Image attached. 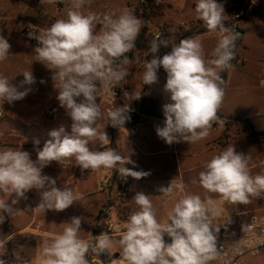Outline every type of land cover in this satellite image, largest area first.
<instances>
[{
	"label": "clouds",
	"instance_id": "clouds-1",
	"mask_svg": "<svg viewBox=\"0 0 264 264\" xmlns=\"http://www.w3.org/2000/svg\"><path fill=\"white\" fill-rule=\"evenodd\" d=\"M90 2L69 0L71 7L66 18L55 20L39 34L29 32V37L38 41L35 61L52 70L58 91L56 99L72 121L71 131L63 125L51 129L42 148L35 147L40 144L35 140V160L22 147L0 149V193L11 198L10 203V199H0V223L6 215L18 211L14 206L27 199L26 194L33 189L40 197L36 207L43 214L48 210L63 211L78 201L71 187H58L55 178L43 173L53 161L62 164L74 159V165L82 172L114 169L123 178L140 179L149 174L126 168L133 161L112 147H104L110 139L97 126L102 117L117 128L130 119L129 106L110 109L104 117L97 99L129 75L121 65L130 63L126 54L136 48L141 20L128 9L118 16L84 14L81 9ZM195 13L204 27L218 36L211 58H205L201 40L193 36L172 45L170 52L157 55L161 45L168 46L157 36L149 43L152 58L143 64V85L157 83L160 68L166 73L163 90L169 102L163 105L164 126L157 127L156 133L169 145L181 141L197 143L210 135L213 125L221 119L218 113L225 94L221 74L234 67L231 62L236 57L239 33L232 30L229 34L223 23V6L217 0H196ZM97 24L101 25L99 31ZM10 48L8 40L0 35V61L8 58ZM22 74L24 79L19 85L0 74V102L12 104L29 94L35 77L31 70ZM91 142H98L102 150L90 149ZM249 159L230 145L213 155L199 172L198 181L194 179L192 183H199L206 193L218 194L223 201L248 204L250 197L264 194V174L253 176ZM173 180L169 186L158 189L170 198L174 193L180 194L163 222L157 219L149 195L139 191L132 198L139 210L129 215L118 240L125 264H210L217 258L220 229L212 227V219L218 215L216 201L207 195L202 199L200 195L183 194L185 184ZM81 223L82 217L74 216L65 222L58 236L50 241L45 239L39 246L40 264H89V251L102 253L113 247L107 232L95 236L93 241L82 239ZM165 235L171 238L170 243L165 242ZM4 243L0 240V246Z\"/></svg>",
	"mask_w": 264,
	"mask_h": 264
},
{
	"label": "crops",
	"instance_id": "crops-1",
	"mask_svg": "<svg viewBox=\"0 0 264 264\" xmlns=\"http://www.w3.org/2000/svg\"><path fill=\"white\" fill-rule=\"evenodd\" d=\"M140 3L141 0H91L90 3H86L82 7L81 11L84 14L92 12L101 16L105 13L118 16L124 9H128L141 20L142 27L145 22L139 13ZM195 3L196 0H166L165 13L167 16H179V25L184 22L203 23L196 17ZM217 3L224 8L223 23H226L229 20L232 0H217ZM70 7L69 0H57L56 3H47L46 0H0V35H3L11 45L8 58L0 61V74L12 79L11 83L14 85H19L20 81L24 79L22 73L31 70L36 80L30 86L31 91L24 99L12 104L6 101L0 102V110L7 119L3 126L4 133L0 134V149L22 147V150L29 151L31 158L35 160V140L40 141V144L35 147L42 148L44 142L49 139L48 132L51 129L63 125L67 131H71L72 121L66 115L65 110L59 106L56 99L58 91L54 88L52 70L35 61V46L27 43L22 37V32L26 28L41 30L50 27L57 19L66 18V13ZM100 27L101 25L97 24L96 31H99ZM238 27L242 32L238 49L243 64L240 68L232 67L227 70L224 84L225 94L219 113L227 117H238L246 120L256 131L264 132V13L253 15L248 12ZM197 37L203 44L205 58H211V53L218 40L217 34L205 33ZM170 51L169 47L167 49L160 48L159 53L165 54ZM151 58L152 55L150 54L148 60ZM142 71L144 72V67H141L133 76L132 93L126 99L124 106L130 107L137 100V95L141 93L144 86L142 77L141 84L137 88H135L134 82ZM141 74L143 76V73ZM162 77L166 79L164 71ZM41 80L44 83H41ZM25 87L29 86L26 85ZM108 94L109 92L97 99L104 117L107 116L105 98ZM120 100L121 96L118 95L115 107L122 106ZM165 103L166 101L155 98L150 91V85H147L146 93L136 109L139 118L137 130L131 131L123 125L119 130L113 132L115 149L120 155L129 156L133 161V163L126 164V168L142 172H166L169 168V161L173 157L177 169L176 178H165L159 181L163 184L162 186H169L173 179L174 183H179V173L184 176L203 169L205 163L213 155L232 145L237 152L250 157L249 169L253 176L264 174V138L259 141L253 140L244 129V125L236 122L221 120L219 126L212 127L210 135L206 139L197 143L189 144L181 141L171 145L167 144L156 133L157 127L164 126L163 105ZM45 114L50 117L47 118ZM97 126L101 131L105 130L110 139V143L104 147H111L112 136L109 134V130L113 126L103 117L97 121ZM89 147L93 150H102L99 149L98 142H91ZM74 163V159L64 161L62 164L53 161L43 169V173L51 177L64 178L61 187L67 186L72 189L76 188L83 178L95 175V188L93 190L83 193L80 199L74 202L66 212L56 213L57 220L63 222V228L65 222H69L70 217H82L81 228L82 226L89 228L90 238L97 217L92 222V217L88 215L92 211L95 214L98 202L103 199V195L98 192L99 185L103 179L110 175L113 169L101 168L86 177H81L82 173L88 170L82 172ZM139 182H145V176L140 179L132 178L131 184H138ZM129 188L125 195L128 206L130 203ZM33 191L36 194H26L27 199H21L14 206L18 208V211L10 216H5L9 219H21L23 225L19 231L25 230L37 218L38 214H43L36 207L40 201L39 194L35 189ZM0 199L6 201L10 199L9 203L11 202V198L4 193H0ZM239 206V203L224 202L217 208L218 215L236 210ZM52 212L55 214L53 210H48L43 214L46 221L50 220V213ZM125 223L115 224V228L119 230L120 234L125 230L123 227ZM3 224L4 222L0 223V240L6 242L7 236L3 232ZM61 232L45 231L43 234L55 238ZM115 255H118L116 259H119L120 253L115 252L113 256Z\"/></svg>",
	"mask_w": 264,
	"mask_h": 264
},
{
	"label": "rangeland",
	"instance_id": "rangeland-1",
	"mask_svg": "<svg viewBox=\"0 0 264 264\" xmlns=\"http://www.w3.org/2000/svg\"><path fill=\"white\" fill-rule=\"evenodd\" d=\"M262 5V12L264 13V0H258L256 1V4ZM238 3L236 0H232L231 8L229 9V20L226 22L229 24L231 20H233V16L235 13V9L237 7ZM249 12V11H248ZM181 18V17H180ZM225 23V24H226ZM200 24L203 23H196V22H184L179 25V16H167L165 13V5L160 10L157 17L150 20L147 24V37L149 39H154L155 34H160L162 37H164V41H167L168 47L171 50L172 45H175L176 43H179V41L182 39L185 33L188 31H191L192 29H199L201 26ZM212 33V32H208ZM231 32L229 31V34ZM205 34V33H204ZM28 43V42H27ZM30 44V43H29ZM240 45V42L237 44V47L235 49L236 57L234 59V67L240 68L243 64L240 51L238 49ZM167 47V48H168ZM157 55L162 56V53H157ZM138 57V59H137ZM146 53L142 51H136L134 54H131L130 56V63L127 65H121L122 67L126 68L128 70V73L133 70L135 73L140 70L141 67H143V64L145 62ZM164 70L160 68L158 70V82L150 85V91L155 96V98L160 99L161 101L169 102L168 94L164 92L163 86L166 83V79L162 77V72ZM134 73V75H135ZM143 73V71L141 72ZM139 74V76L135 79V88H137L141 83V77L142 74ZM120 91L119 94L121 96L120 104L122 106L125 105L126 99L131 96V91H127V84L125 81H121L120 84ZM131 88H133V81L131 82ZM128 93L127 96L124 95V93ZM1 116H0V134L4 133V123L6 122V117L3 115L2 111L0 110ZM45 116L50 117L48 114H45ZM234 123V122H233ZM221 124V119L219 120V123H216L213 125V127H217ZM244 129L247 131V133L251 136L248 129L243 126ZM119 128H114V130H109V134L113 135V132L115 130H119ZM252 137V136H251ZM259 138V137H258ZM253 140L259 141L262 138L255 139L252 137ZM114 170V169H113ZM112 170V171H113ZM203 169L198 170L197 172L193 174H186L184 176H181L179 173V183L183 182L185 184V190L183 194H195L200 195L203 199L206 195L210 196L212 199L216 201V208L219 207L222 203L226 202L221 200L218 194L215 193H206L205 190L199 185V183H192V181L195 179L198 181L199 172ZM149 173L145 176V182H139L138 184H131L129 185L130 188V203L129 206L126 205L127 198L118 197L115 190L112 191V201L111 206L113 208L112 210V223L115 227V224H119L120 222H127L128 217L131 213L138 211V205H136L135 201L132 199L136 192L142 191L146 195H149V198L152 200L153 205L156 209L157 213V219L161 222L167 219V212L173 207L174 203L178 199L180 194L174 193L173 196L167 197L162 195L158 189L162 187L163 184H161L159 181L163 180L165 178H176L177 169L175 166V160L172 157L169 161V168L166 172H160V171H147ZM80 175L78 176V178ZM83 176V173L81 175ZM57 180V186L61 187L64 178L60 179L58 177H53ZM161 184V185H159ZM163 187H167L164 185ZM95 188V175L92 176L89 175L86 178H83L81 183L77 185L76 188H74V192L78 195L79 199L83 193L89 192ZM27 194H36L33 190H30ZM102 201L98 202V205L96 207V212L93 214V211L89 213L88 216L92 217V222L95 219V217H98L97 213H99V209L101 205L103 204ZM264 210V194H262L260 197H250V203L248 204H240L239 207H237L236 210L226 212L223 214H232L235 212H241V211H249V210ZM68 210L65 209L63 211L59 212H66ZM95 210V209H94ZM50 213V220L46 221L44 219L43 214H38L37 218L32 221L25 230L19 231L23 225V222L21 219H9L5 217L4 224H3V232L7 236L6 242L0 247V261H3V264H40V244L45 240H52L54 238H51L49 236H46L43 234L45 231L49 232H61L63 230V222H59L57 220V215L55 211ZM97 215V216H96ZM56 218V219H55ZM72 217H70L69 222ZM97 219V218H96ZM96 221V220H95ZM95 224V223H94ZM124 227V225H123ZM80 237L87 240L89 238V228L87 226H82L80 230ZM90 239V238H89ZM113 241V247L108 250V255L105 257L98 258L95 260V264H125V261L123 260L121 256V249L118 245V240L120 237L117 238H111ZM115 252H119V259H114L113 254ZM245 264H264V256H261L259 258L253 259L251 261L246 262Z\"/></svg>",
	"mask_w": 264,
	"mask_h": 264
},
{
	"label": "built area",
	"instance_id": "built-area-1",
	"mask_svg": "<svg viewBox=\"0 0 264 264\" xmlns=\"http://www.w3.org/2000/svg\"><path fill=\"white\" fill-rule=\"evenodd\" d=\"M165 1L153 0V7L161 8L165 5ZM144 11L143 0H141L139 7L140 15ZM240 15L234 13L233 19L238 18ZM228 28L231 32L232 29ZM29 32L39 34L40 30L26 28L22 32V37L26 42L35 47L38 46V41L29 37ZM157 36H160V34L157 33L153 37L156 38ZM116 63L119 64L120 62L117 61ZM119 91V85L110 89L109 94L105 98L106 112L116 106ZM128 116L130 119L125 122L124 126L128 127L131 131L137 130L139 121L132 115ZM92 172L90 170L84 171L83 176L86 177ZM115 174H117L116 170L111 171L110 175L106 179H103L99 185L98 192L103 195L104 202L99 209L93 234L88 239L89 241H93L95 236L103 232H107L111 238H117L121 235L112 223V191L115 190L118 197H124L133 177L123 178L121 176L119 181H115L113 179ZM212 227L214 230L219 228L220 231L217 234V258L211 261L210 264H245L248 261L264 256V210H249L218 215L213 217ZM164 239L166 243L171 242V238L167 235H165ZM108 253L107 251L102 253L89 251V264H95V260L107 256Z\"/></svg>",
	"mask_w": 264,
	"mask_h": 264
},
{
	"label": "trees",
	"instance_id": "trees-1",
	"mask_svg": "<svg viewBox=\"0 0 264 264\" xmlns=\"http://www.w3.org/2000/svg\"><path fill=\"white\" fill-rule=\"evenodd\" d=\"M256 1L258 0H251V6L249 8V13L253 14V15H257L259 13L262 12V5L259 3L256 4ZM236 2L238 3L236 9H235V13L236 14H241L242 13V10L244 8V6L246 5L247 3V0H236ZM143 6H144V13L141 15L142 18L144 19V22L145 24L141 27V31H140V34L136 40V48L133 49V51L127 53L126 55L130 58L131 54H134V52L136 51H142V52H145L146 53V57H145V60H148V57H149V43L150 41H152L153 39H149L147 37V33H148V29H147V24L150 20L154 19L155 17L158 16L160 10L162 9L161 8H154L153 7V0H143ZM225 27H229L228 25L229 24H225ZM200 28L199 29H192L191 31H188L187 33L184 34V36L182 37V39L186 38V37H189V36H193V37H197L201 34H204V33H208L209 31L204 27L203 24H200ZM160 40H164V37H162L161 35L159 36ZM160 48H166L167 47H164L163 45H161ZM232 64L234 63V60L231 62ZM134 73L135 71L131 70L129 72V75L125 78V82L127 84V91H131L132 88H131V82H132V79H133V76H134ZM146 90H147V85H144L143 86V89L141 91V96L139 99H137L131 106H130V111L127 115H132L133 117H135V119L137 121H139V118L136 114V109L137 107L139 106L140 102L142 101L145 93H146ZM114 128L116 127H112V130H114ZM112 136V134H111ZM253 138L255 139H259L258 137H255L253 135H251ZM110 146L112 148L115 149V146H114V138L112 136L111 138V144ZM120 175L117 171V174L114 175L113 179L115 181H119L120 179ZM89 257V254H87V259Z\"/></svg>",
	"mask_w": 264,
	"mask_h": 264
},
{
	"label": "water",
	"instance_id": "water-1",
	"mask_svg": "<svg viewBox=\"0 0 264 264\" xmlns=\"http://www.w3.org/2000/svg\"><path fill=\"white\" fill-rule=\"evenodd\" d=\"M250 6H251V0H247V3L244 6L241 15L238 18L231 20V22L229 23V27L233 30V32L239 33V37H238V39L236 41V44H238L240 42L241 35H242V32L239 29L238 24L245 18V16L247 15V13L249 11ZM226 74H227V71L221 74L222 78L224 79V81L226 80ZM223 87H224V85H223ZM218 116L221 118V120L231 121V122H236V123L242 124L245 127H247V129L250 131V133L253 136L264 138V132L256 131L254 129V127L246 120H243V119L238 118V117H227V116H224V115H222L220 113H218ZM117 256L118 255H115V256H113V258L116 259Z\"/></svg>",
	"mask_w": 264,
	"mask_h": 264
}]
</instances>
